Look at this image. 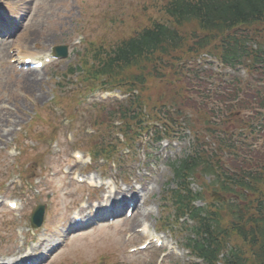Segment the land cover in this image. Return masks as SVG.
Masks as SVG:
<instances>
[{"label":"rangeland","instance_id":"obj_1","mask_svg":"<svg viewBox=\"0 0 264 264\" xmlns=\"http://www.w3.org/2000/svg\"><path fill=\"white\" fill-rule=\"evenodd\" d=\"M165 1L0 0V15L17 22V30L9 38V43L0 45V199L15 200L20 204L17 212L0 209V256L12 250L14 240H18V244H29L31 247L42 245L43 248L41 242L39 245L28 242V238L37 232L43 241L47 240L46 245L56 249L48 260L50 264H159L158 254L153 251L155 247L133 254L128 249L141 243L134 234L142 222L152 226L164 218L166 212L160 214L159 209L157 213L155 205L159 207L160 189L164 188L166 178L171 176L167 161L189 152L193 142L189 132L183 133L185 138L179 135L181 140L171 147L166 144L155 147L151 158L144 160V154L139 155L140 163L149 165L151 171L155 167L153 161L159 157L156 168L158 180L146 183L153 192L151 202L145 207L148 212L150 210V218L143 217L140 222L138 217L128 220L123 216L125 219L113 224H92L85 230L67 233L72 230L75 213L82 206L91 205L94 202L92 199L101 194L98 192L97 195L86 185H80L72 175L87 174L83 171L88 161L84 149L97 139V135L105 136V132L100 133L101 127L96 130L90 123V115L86 113L88 105L100 101L97 95L100 92L87 95V89L92 84H88L84 72L91 63L93 47L114 45L153 20H161L163 15L159 13V6ZM90 44L93 45L90 47ZM56 46H66L68 56L50 63L37 75L21 72L16 64L11 63L13 59L29 54L42 58L53 53ZM88 47L90 51L87 53ZM207 69L206 66L204 70ZM211 69L215 72L219 70L215 65ZM224 72L231 77L244 75V71L240 70ZM151 86L146 101L148 96H152L153 102L161 103L162 100V104H166L174 94H178L180 99L186 100V104H191L187 101L190 99L176 88L170 90L163 81H151ZM78 152L83 154L82 164L74 159V154ZM226 164L233 168L232 161L228 160ZM142 165L134 163L125 170L129 169L130 173L131 168H136L134 179L145 178L147 170ZM139 167L141 169L137 170ZM95 170L99 177L97 180L106 174L99 168ZM107 174L114 175L117 178L115 182L123 185L119 175ZM204 180L212 181L210 176ZM197 183L192 187L199 190ZM136 189L140 191V198L147 197L148 192L142 193L139 186ZM204 194L210 202L208 190ZM39 204L48 211L46 225L33 231L29 218ZM199 205L205 204L200 202ZM90 210L89 214L88 211L83 213L84 224L96 220L102 212L92 207ZM166 239L173 250L163 249L171 252L172 256L160 264H171V258L175 264H183L187 255L181 245L174 244H180L181 238L173 235L174 243L169 235Z\"/></svg>","mask_w":264,"mask_h":264},{"label":"trees","instance_id":"obj_2","mask_svg":"<svg viewBox=\"0 0 264 264\" xmlns=\"http://www.w3.org/2000/svg\"><path fill=\"white\" fill-rule=\"evenodd\" d=\"M159 13L165 14L169 22L153 20L114 45H95L87 72L104 78L107 84L125 93L136 88L142 92L149 79H162L163 71L172 70L173 61L185 57L186 53L214 47L220 50L223 61L230 65L239 63L243 57H258L255 51L246 49L245 40L236 37L235 30L264 23V0H166L159 6ZM133 99L142 103L139 95L132 94L125 102L118 103L116 112L125 140L129 138L132 127L135 130L144 127L135 123V117L143 114L145 104L139 105ZM219 161L207 160L204 155L186 159L176 171V178L187 181L188 176L200 170L214 175L227 194L238 189L244 195L257 191L262 173L253 174L248 168L241 167L240 172L232 174L225 171ZM188 185L186 182L174 196L183 208L191 203L186 201L191 197ZM263 199L257 200L260 207H264ZM261 209H258L260 216L248 213L246 208L244 212L241 207L229 210L234 216L228 227L222 228L217 220L215 233L211 224H202L199 233L202 242L196 247L204 263L216 264L218 254L227 250L230 243L229 255L234 257L232 261L227 258L225 264H264V211ZM205 219H200V223H205ZM232 236L242 241L241 247L233 245Z\"/></svg>","mask_w":264,"mask_h":264},{"label":"bare ground","instance_id":"obj_3","mask_svg":"<svg viewBox=\"0 0 264 264\" xmlns=\"http://www.w3.org/2000/svg\"><path fill=\"white\" fill-rule=\"evenodd\" d=\"M6 41V40H5ZM2 42H4V40L2 41ZM35 55H33V57H34ZM25 58H27V57H23V59H25ZM34 59V58H33ZM38 72L39 71H37V70H33V71H30V74H32V75H37L38 74ZM118 194H120L119 192H118ZM120 195H122L121 196V199L122 200H125L126 198H127V196L125 195V194H120ZM120 195H118V196H120ZM117 198V195H115V196H110L108 199H107V201L108 200H112L113 202L115 201V199ZM137 208H138V206H137ZM137 208H136V210H137ZM43 245L44 244H46V242L47 241H43V240H41L40 241ZM48 246V245H47ZM11 251H8L7 253H5V254H3L2 255V257H10V256H17V255H19L20 253H22L23 251H25V250H23V247H18V246H16L15 244L11 247ZM44 249H46L45 247H44ZM31 252H32V249H29ZM34 251H40V249L39 248H36V250L34 249ZM0 261H3V260H0Z\"/></svg>","mask_w":264,"mask_h":264},{"label":"water","instance_id":"obj_4","mask_svg":"<svg viewBox=\"0 0 264 264\" xmlns=\"http://www.w3.org/2000/svg\"><path fill=\"white\" fill-rule=\"evenodd\" d=\"M60 53L65 54L64 52H60ZM42 213H43L42 209H38L37 212L34 214L33 223L35 225H40L42 219Z\"/></svg>","mask_w":264,"mask_h":264}]
</instances>
